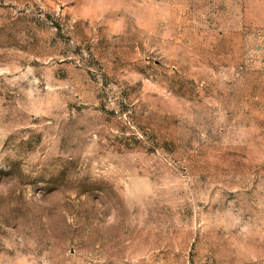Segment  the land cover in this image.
Here are the masks:
<instances>
[{"label": "rangeland", "instance_id": "374dc122", "mask_svg": "<svg viewBox=\"0 0 264 264\" xmlns=\"http://www.w3.org/2000/svg\"><path fill=\"white\" fill-rule=\"evenodd\" d=\"M0 264H264V0H0Z\"/></svg>", "mask_w": 264, "mask_h": 264}]
</instances>
